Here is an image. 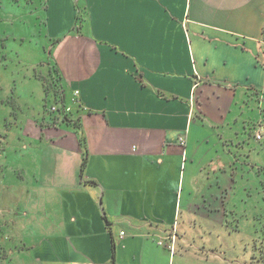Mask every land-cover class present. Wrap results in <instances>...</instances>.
<instances>
[{"label": "crops", "instance_id": "crops-1", "mask_svg": "<svg viewBox=\"0 0 264 264\" xmlns=\"http://www.w3.org/2000/svg\"><path fill=\"white\" fill-rule=\"evenodd\" d=\"M47 11L50 36L64 24L54 60L69 118L30 81L38 116L16 120L24 161L0 165L19 187L6 200L24 227L18 262L251 264L241 217L264 201L262 178L245 180L264 153V0H49Z\"/></svg>", "mask_w": 264, "mask_h": 264}, {"label": "rangeland", "instance_id": "rangeland-1", "mask_svg": "<svg viewBox=\"0 0 264 264\" xmlns=\"http://www.w3.org/2000/svg\"><path fill=\"white\" fill-rule=\"evenodd\" d=\"M48 1L0 0V165L24 161V155L20 151L14 152L15 146L21 140L22 129H19L18 125L24 123L16 120L24 118V112L29 118L37 113V95L32 92L30 81L41 82L42 85L45 82L49 87L53 78L50 60H53L54 48L64 37L65 31L62 29L63 20H60L59 25H54L55 21H52L51 29L54 32L57 30V34L49 35L47 18L54 16H49ZM54 1L56 0H51ZM83 20V10L80 13L77 9L75 22L78 27ZM24 92H27L28 105L24 108L22 102L15 106L20 102L19 95H24ZM253 162L254 164H248L246 167L245 180L252 182L253 186L258 184L261 187L259 179L261 177L264 181V153L262 158L253 159ZM248 187L251 188V185ZM17 188L0 179V264H20L18 260L24 251V227L22 228L19 218H13L15 209L6 208V203L10 204L6 200H16L13 195H18L15 191ZM250 191L253 194L255 192L251 189ZM252 204L253 208L241 217L246 230L243 235L251 234L253 237L251 264H264V201L263 205L256 201H252ZM231 251L237 256L240 248L237 246ZM239 255L241 257V254Z\"/></svg>", "mask_w": 264, "mask_h": 264}, {"label": "trees", "instance_id": "trees-1", "mask_svg": "<svg viewBox=\"0 0 264 264\" xmlns=\"http://www.w3.org/2000/svg\"><path fill=\"white\" fill-rule=\"evenodd\" d=\"M50 63H51L50 72L52 73L53 78L51 80V84L49 85V87H48V84H45V82L43 84L44 102L46 104L44 107L47 111H49V113L52 116H54L55 113L62 114L63 120L67 121L69 118L68 117L69 114H67L65 112L66 92H65V89H64L63 84H62V78L60 75V71L57 67V64H56L54 58H53V60L52 59L50 60ZM53 107H56L55 112H52ZM52 120L55 121L56 118L53 117ZM85 165H86V159L84 160V162L82 164V169H81L82 172H83Z\"/></svg>", "mask_w": 264, "mask_h": 264}, {"label": "built area", "instance_id": "built-area-1", "mask_svg": "<svg viewBox=\"0 0 264 264\" xmlns=\"http://www.w3.org/2000/svg\"><path fill=\"white\" fill-rule=\"evenodd\" d=\"M79 92H76L75 93V98H77L79 96ZM74 102H76V100L74 99L73 100ZM56 111V107H53L52 108V112H55ZM254 139L257 141V142H262L264 141V125H261L254 133ZM122 235H124V233H122ZM169 239L168 241L170 242L169 245H168V248L169 250L171 251V253L173 254L174 251H175V242H176V235L175 233L173 234H170L168 236V238H166V240ZM165 244V241L164 240H161L159 241V245L160 246H163Z\"/></svg>", "mask_w": 264, "mask_h": 264}]
</instances>
